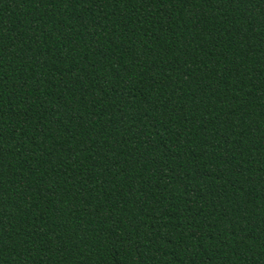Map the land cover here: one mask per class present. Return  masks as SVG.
<instances>
[{
  "label": "trees",
  "instance_id": "1",
  "mask_svg": "<svg viewBox=\"0 0 264 264\" xmlns=\"http://www.w3.org/2000/svg\"><path fill=\"white\" fill-rule=\"evenodd\" d=\"M0 264H264V0H0Z\"/></svg>",
  "mask_w": 264,
  "mask_h": 264
}]
</instances>
